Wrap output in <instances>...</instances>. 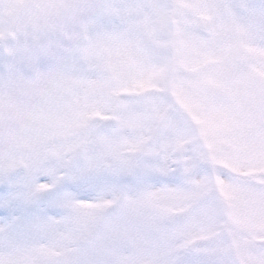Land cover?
<instances>
[{
	"label": "snow or ice",
	"instance_id": "1",
	"mask_svg": "<svg viewBox=\"0 0 264 264\" xmlns=\"http://www.w3.org/2000/svg\"><path fill=\"white\" fill-rule=\"evenodd\" d=\"M0 264H264V0H0Z\"/></svg>",
	"mask_w": 264,
	"mask_h": 264
}]
</instances>
